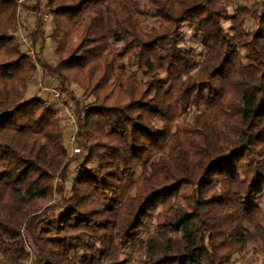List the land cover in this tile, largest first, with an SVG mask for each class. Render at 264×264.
Returning <instances> with one entry per match:
<instances>
[{
  "label": "trees",
  "instance_id": "16d2710c",
  "mask_svg": "<svg viewBox=\"0 0 264 264\" xmlns=\"http://www.w3.org/2000/svg\"><path fill=\"white\" fill-rule=\"evenodd\" d=\"M40 3L0 0V264L264 255V0H45L31 41L51 39L54 66L15 36ZM39 71L92 99L77 177L57 108L27 98Z\"/></svg>",
  "mask_w": 264,
  "mask_h": 264
},
{
  "label": "rangeland",
  "instance_id": "374dc122",
  "mask_svg": "<svg viewBox=\"0 0 264 264\" xmlns=\"http://www.w3.org/2000/svg\"><path fill=\"white\" fill-rule=\"evenodd\" d=\"M235 1V5H232L231 8L229 9L230 14H235L236 13V6L237 4H246L248 6H251L252 4H254L255 0H234ZM40 10L38 12H34L32 14H27L26 12L22 13L21 18L23 20L29 18V21L31 23H33L32 26V31H31V39H32V35L35 31V29L37 28V22L39 20H42V15L46 12V7H45V0H40ZM38 3V0H32V2H27L24 6L23 9H31L33 7H35V5ZM22 9V10H23ZM22 12V11H21ZM52 19L51 16H49L48 19H46L45 24H44V29L47 33L51 32V27H52ZM225 28H229V26L231 25V23L229 21H225L224 22ZM35 26V29H34ZM183 37H184V43L182 45V48L185 50H191L193 51V53L196 54L197 57H202L204 54V49L203 47L195 40L194 38V32L191 29V27L189 25H185L184 29H183ZM42 39H39L37 44L38 46L36 47V49L38 50L39 53H36L35 56L38 57V55L43 59L46 60L48 62L49 65L54 66L55 64V59L54 56L52 54V41L51 39H47L46 40V46H45V50L44 53L42 54L40 51V47L39 44H41ZM32 59V58H31ZM50 74V73H49ZM47 74L43 75L40 71L38 72L36 78L34 79V81H32V83L29 86V91L27 94V98L30 99L32 97H37L41 100H43L42 98V90L40 87V82H43V85H47L49 86V84H52V87H56V88H60L61 92H62V98L63 101L59 102V101H52L49 104L45 103V101L43 100L44 104L46 105H55V107L58 110L59 116L62 119V126L64 129V133H65V143H66V147L68 149V153L70 156V159L72 160V165L70 168V173L71 176L77 177L79 175L82 174L81 172V160H74V158L76 157H83L84 154H82L81 150L79 149L78 145H77V137H76V133H75V127L78 130V123L76 124V126H73L69 123L68 121V115L69 113H73L76 115L75 110L77 108V102H83V107L85 106L86 109H89L92 107V99H88V100H83L82 95H81V90L75 86V85H71L68 88H66L67 90L64 91L62 89V86L60 85V83L57 81L56 78H54V80H50ZM51 76H53L51 74ZM75 93V94H73ZM50 97H48L49 99ZM77 116V115H76ZM77 118V117H76ZM190 118H186V121H189ZM75 136V143H76V148H78L80 150L79 153H76L73 155L72 149H71V138L72 136ZM68 187L70 188V184H68ZM48 202L43 203V205L45 206L46 204H48ZM55 216L57 214H54ZM24 241H26V244L28 243V240L26 239V237L24 236ZM253 244H250L249 247L246 249V251L241 255V256H237V258H234V260L232 261V263L230 264H264V255L262 253H255L252 249H253ZM27 251L30 253L31 250L29 249V246L27 245ZM25 264H33L32 263V257L30 255L29 260L25 263Z\"/></svg>",
  "mask_w": 264,
  "mask_h": 264
},
{
  "label": "built area",
  "instance_id": "2783aa9c",
  "mask_svg": "<svg viewBox=\"0 0 264 264\" xmlns=\"http://www.w3.org/2000/svg\"><path fill=\"white\" fill-rule=\"evenodd\" d=\"M15 2L20 8H22L23 5H25L27 2H32V0H15ZM49 16H50L49 11L46 8V12L42 15V20L46 21V19H48ZM32 26H33V23H31L29 21V18H27L25 20L21 19V21L18 24L15 36H16L18 42L27 48L28 55L32 58V61L34 63H36V56H35L36 52L32 46V41H31ZM34 29H35V26H34ZM47 75H48L47 78H49L50 80H54L53 76H51L50 74H47ZM39 84H40V87L42 90L41 94H43L42 98L45 101V103L49 104L52 101H59V102L63 101V98H62L63 95H62L60 88H56L54 86L52 87V84H49V86H47V85L45 86V85H43V82H40ZM48 97H50V98L48 99ZM76 117L77 116L73 113H69V115H68V121L73 126H76V124H77V118ZM74 130L76 133L77 132L76 127ZM70 145H71L73 155L80 152V150L78 148H76L74 135L71 138Z\"/></svg>",
  "mask_w": 264,
  "mask_h": 264
}]
</instances>
